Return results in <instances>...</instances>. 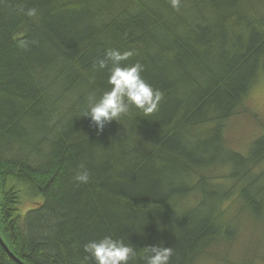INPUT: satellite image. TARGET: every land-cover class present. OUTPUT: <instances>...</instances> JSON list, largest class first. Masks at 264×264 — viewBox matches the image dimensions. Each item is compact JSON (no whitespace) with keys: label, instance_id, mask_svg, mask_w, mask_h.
Here are the masks:
<instances>
[{"label":"trees","instance_id":"obj_1","mask_svg":"<svg viewBox=\"0 0 264 264\" xmlns=\"http://www.w3.org/2000/svg\"><path fill=\"white\" fill-rule=\"evenodd\" d=\"M108 49L131 50L162 99L99 131L83 113ZM259 75L264 0H0V237L21 262L0 243V264H93L83 245L105 235L130 264L150 246L170 264H264L217 248L235 242L230 210L264 224V132L243 154L224 136Z\"/></svg>","mask_w":264,"mask_h":264},{"label":"clouds","instance_id":"obj_2","mask_svg":"<svg viewBox=\"0 0 264 264\" xmlns=\"http://www.w3.org/2000/svg\"><path fill=\"white\" fill-rule=\"evenodd\" d=\"M170 6L180 10L181 0H169ZM28 17H35L37 10L28 8ZM131 50L119 51L108 49L94 67L108 70L107 89L97 98L91 95L83 113L99 131L111 121H119L130 115L132 109L139 110L145 116L158 110L162 93L149 84L143 77L144 67L140 62L125 64L133 56ZM75 180L87 184L89 175L86 171L75 176ZM150 254L146 256V264H170L173 250L170 247H145ZM85 260L93 264H130L136 257L133 246L123 240L105 235L88 241L83 245Z\"/></svg>","mask_w":264,"mask_h":264},{"label":"rangeland","instance_id":"obj_3","mask_svg":"<svg viewBox=\"0 0 264 264\" xmlns=\"http://www.w3.org/2000/svg\"><path fill=\"white\" fill-rule=\"evenodd\" d=\"M244 106L247 112H240L230 117L226 121L224 128L226 144L242 154L247 152L250 142L264 132V76L259 75L252 88H250L245 98ZM217 174L222 175L224 173L219 171ZM31 201L33 200L25 198L21 202L20 214H24L32 206ZM192 203L193 199H188V204ZM233 211L231 212L230 210L228 215L234 220L233 224L239 230L237 231L234 244L232 245L231 243L229 249L224 251L223 247L217 246L219 253L225 252L226 257L232 261L243 259L242 255H245L246 249H249L251 253L246 255L248 257L253 255L264 256L263 221L257 222L259 224H254L252 220H247L242 214H240L238 220H235V215L239 214L237 209ZM206 262L208 264L218 263Z\"/></svg>","mask_w":264,"mask_h":264},{"label":"water","instance_id":"obj_4","mask_svg":"<svg viewBox=\"0 0 264 264\" xmlns=\"http://www.w3.org/2000/svg\"><path fill=\"white\" fill-rule=\"evenodd\" d=\"M0 243L3 245L4 249L7 251V253L13 258L15 259L17 262L21 263L20 260L15 257L10 251L9 249L7 248V246L4 244V242L2 241L1 237H0Z\"/></svg>","mask_w":264,"mask_h":264}]
</instances>
